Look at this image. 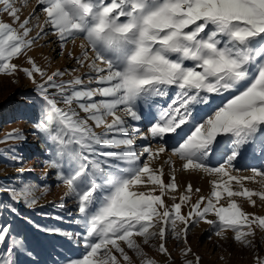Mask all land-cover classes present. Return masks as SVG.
<instances>
[{
  "label": "snow or ice",
  "instance_id": "6c2138e0",
  "mask_svg": "<svg viewBox=\"0 0 264 264\" xmlns=\"http://www.w3.org/2000/svg\"><path fill=\"white\" fill-rule=\"evenodd\" d=\"M35 4L39 13L34 9L22 20L16 0H0V15L11 21L0 19V76L19 83L22 74L34 85L39 116L33 128L47 146L44 166L55 169L76 202L77 230L35 225L82 249L80 257H66L62 264H133L126 249L140 264H159L144 245L171 264L169 237L182 242V264H200L188 235L201 223L220 239L231 232L238 245L255 248L264 216L244 211L243 203L256 207L255 197L264 205V0ZM48 36L56 38L60 55L82 38L80 55L68 56L95 75H75L78 69L49 74L29 55ZM141 121L145 131L137 126ZM25 139L13 130L0 144ZM137 140L150 143L137 148ZM8 151V166H21L12 183L0 182V193L10 201H0V208L19 215L14 205L35 209L48 186L24 180L23 157L15 148ZM247 157L259 162L237 168V160ZM165 166L168 183L162 178ZM178 172L210 178L211 191L193 202L200 189L189 183L175 195ZM11 231V225L0 226V264H17L20 252L32 256ZM255 264L264 258L257 255Z\"/></svg>",
  "mask_w": 264,
  "mask_h": 264
},
{
  "label": "rangeland",
  "instance_id": "374dc122",
  "mask_svg": "<svg viewBox=\"0 0 264 264\" xmlns=\"http://www.w3.org/2000/svg\"><path fill=\"white\" fill-rule=\"evenodd\" d=\"M24 5L25 0H16V6L22 8V20L30 13H33L34 9L35 13H39L40 11L39 7L35 4V0H27V6ZM0 19L5 22H11L7 15H0ZM81 42L82 38L78 39L75 43V45H77V52L73 53L75 56H79L81 53L79 47ZM70 44L71 43H69V45ZM59 51L60 48L58 49L56 38L54 36H48L45 40H41L40 43L29 52V55L32 57L38 53L37 55H39L43 68H46L49 74L57 69L62 71L65 69H78L75 75L84 78H86L87 75H95L94 73H90V70L86 66L81 68L75 63L74 59H70L68 56L69 52L64 55V57H61ZM43 55L49 57L46 59ZM14 62L21 64L23 63V59ZM71 78L72 77L69 75L64 77L65 80ZM37 79H39V77H37ZM19 81V83H13L11 77L0 76V140H3L4 137L13 130H19L26 137L22 142L0 144V182L10 184L19 175L18 168L21 166L19 163L14 167L8 166V157L12 154L8 150L15 148L17 153L23 157V179L41 185V188L45 185L48 186V192L39 201L35 209H28L22 204L14 205L19 208V215L11 214L6 208H0V226L11 225L12 231L10 234L22 237L26 248L32 253V256H28L23 252L17 253L15 256L17 264H33L32 261L40 259L45 253V250L47 252L49 250L50 255H61L65 258L80 257L82 252L81 248L73 247L61 236L50 235L35 227V225H40L41 228L52 227L51 225L54 223V228L69 231L77 230L80 226L72 223V221L78 219L79 214L76 211V202L74 203V199L66 195L67 188L57 181L55 169L44 166L43 161L48 158L46 152L47 146L33 128V124L39 116L37 102L33 93L34 85L29 83L22 74ZM86 86L95 87L94 84ZM22 97H29L30 100L25 102ZM97 99H99V97ZM143 122L144 121L138 122V124H141L140 126H142V129H145L143 126L145 122ZM96 131L99 133L103 132L104 129L101 128ZM19 147L21 148L20 151L18 150ZM103 150L118 151L117 149ZM160 164H157L156 161L157 166ZM255 164H257L256 161L251 159H246L244 161L237 160L236 162L237 168ZM176 166L179 168V164ZM164 173L162 178L165 183H168L170 176L167 166L164 167ZM242 174L246 176L250 173L245 171ZM209 180L210 178L200 175L178 172L177 182L179 188L177 193L174 194L178 196L180 192L184 191L187 184L190 183L194 189H200V192L192 198L193 202H195L199 196H207L211 191ZM246 184L248 187L258 188V185L254 183L246 181ZM16 186L19 187V184L17 183ZM141 190H143V187ZM156 194L159 195V192ZM37 195H41V192L38 191ZM254 199H257V206L252 207L247 202H244V211L264 216V205H261L258 198L254 197ZM164 200L168 205L172 203L167 196L164 197ZM0 201H8V194L0 193ZM8 202L10 203V201ZM61 203L64 204L63 208L58 207ZM186 210L187 209H183V211ZM55 217H62V219H56ZM66 222H69V226L67 225L68 227L64 226ZM226 237V239H220L212 235L211 227L201 223L198 227L190 231L188 235V244L192 248V252L201 258L200 264H255L257 255L264 258V233H261L258 229L253 240L255 244V248L253 249H246L238 245L233 240V234L231 232H227ZM139 239L140 238H138V240ZM154 243L158 245L159 241H154ZM51 246L55 247V249L52 250L50 248ZM182 246L181 241H176L170 237L166 240V247L172 257L171 264H182V256L180 254V248ZM143 247L149 257L156 259L159 264H165L166 257L147 245ZM126 251H128V254L132 257L133 264H140L139 259L136 258L131 250L126 249ZM2 254L3 248H0V255ZM116 255L119 258V254L117 253ZM221 257H223V259H221ZM188 258H192L191 254Z\"/></svg>",
  "mask_w": 264,
  "mask_h": 264
},
{
  "label": "bare ground",
  "instance_id": "6f19581e",
  "mask_svg": "<svg viewBox=\"0 0 264 264\" xmlns=\"http://www.w3.org/2000/svg\"><path fill=\"white\" fill-rule=\"evenodd\" d=\"M30 12V11H29ZM23 14V13H22ZM24 15V14H23ZM22 15V16H23ZM26 15V14H25ZM27 17V16H26ZM42 18V17H41ZM53 42V41H52ZM54 43V42H53ZM57 43V42H56ZM50 45V44H49ZM52 47H54V46H52ZM56 47V46H55ZM58 49H59V47H58ZM41 51V50H40ZM42 51H43V49H42ZM54 51V50H53ZM68 52H72V53H75V52H77V45H73V44H68L67 45V49L64 51V53H63V55H61V57H64V55H66ZM45 53V52H44ZM59 53H60V51H59ZM38 54V53H37ZM34 55V56H32V58L33 59H35L36 60V62L41 66V67H43V64L41 63V60H40V58H39V55ZM44 56V55H43ZM46 59L49 57V56H44ZM144 123V122H143ZM141 124H138L137 123V126H140ZM144 126V125H143ZM141 127V129H142V126H140ZM146 129H142V131H145ZM150 143V141L149 140H137L136 141V147L137 148H139V147H142V146H144V145H148ZM154 143V142H153ZM167 155H168V153H165V154H163V157L166 159L167 158ZM173 159H175V158H173ZM246 159H251V160H253V161H256V163H258L259 162V157H247V158H245L244 160H246ZM244 160H242V161H244ZM161 162H163V159H161V160H158L157 161V164H160ZM162 164V163H161ZM179 164V162L177 163V165Z\"/></svg>",
  "mask_w": 264,
  "mask_h": 264
},
{
  "label": "crops",
  "instance_id": "0c3cea01",
  "mask_svg": "<svg viewBox=\"0 0 264 264\" xmlns=\"http://www.w3.org/2000/svg\"><path fill=\"white\" fill-rule=\"evenodd\" d=\"M18 150L20 151L21 148L19 147ZM39 186H41V185H39ZM74 203H75V200H74ZM48 223H50V222H48ZM67 225L69 226V222L64 223L65 227H68ZM51 226L54 227L55 226L54 223ZM50 248L52 250L55 249V247H53V246H51ZM64 260H65V257H63L61 255H54V254L50 255L49 250H48V252L45 250V253L42 255V257L40 259H35L32 262H33V264H54V262H56V264H62V262Z\"/></svg>",
  "mask_w": 264,
  "mask_h": 264
}]
</instances>
